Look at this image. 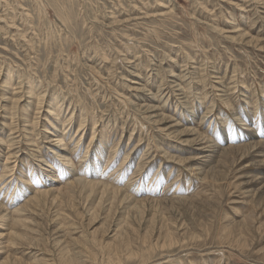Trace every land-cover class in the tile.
I'll return each mask as SVG.
<instances>
[{"label": "rangeland", "instance_id": "374dc122", "mask_svg": "<svg viewBox=\"0 0 264 264\" xmlns=\"http://www.w3.org/2000/svg\"><path fill=\"white\" fill-rule=\"evenodd\" d=\"M0 166V264H264V0H0Z\"/></svg>", "mask_w": 264, "mask_h": 264}, {"label": "bare ground", "instance_id": "6f19581e", "mask_svg": "<svg viewBox=\"0 0 264 264\" xmlns=\"http://www.w3.org/2000/svg\"><path fill=\"white\" fill-rule=\"evenodd\" d=\"M5 83H11V82H9V80L7 81V82H5ZM14 84V83H13ZM10 85V84H9ZM11 86V85H10ZM25 86V85H24ZM31 86V85H30ZM29 86V87H30ZM33 86V85H32ZM17 89V88H16ZM22 89V88H21ZM26 89H28L27 91H28V94L29 93H31V94H35L33 91V89L30 87V88H26ZM22 91V90H21ZM42 94V93H41ZM16 95V94H15ZM38 95H39V93H38ZM7 97V96H6ZM31 97V96H30ZM40 98H39V102H43V97H41V96H39ZM52 97V96H51ZM36 98V97H35ZM54 98V97H53ZM8 99V98H7ZM9 99H10V96H9ZM13 99V98H12ZM14 99H16V98H14ZM37 99V98H36ZM51 99V98H50ZM57 99V98H56ZM31 100V99H30ZM15 101V100H14ZM51 101V100H50ZM28 104V103H27ZM10 105H11V102H10ZM30 105V104H29ZM29 105H27V106H29ZM26 106V107H27ZM13 111V110H12ZM23 111H26V110H23ZM24 113V112H23ZM17 114H16V110L15 111H13L12 112V116L13 117H17L16 116ZM24 116H25V118H26V120H24V122H27V123H29L30 124V126L32 125V127L34 126L33 124H35V127H36V125H37V122L35 121V122H33V121H31V116L30 115H28L26 112L24 113ZM54 116L56 117V120L55 121H57V118L59 117V113H54ZM32 119H34V118H32ZM71 120H72V118H71ZM53 126H54V129H55V127L58 125L57 124V122H52L51 123ZM83 126V125H82ZM52 127V126H51ZM49 129V128H48ZM56 130V129H55ZM54 131V130H53ZM27 132H28V137H29V139H30V142H31V130H29V128H28V130H27ZM32 133H33V135H34V138H35V132H34V130H32ZM52 133V131L51 130H48V133H46V135H48V136H51V135H49V134H51ZM56 134V133H55ZM26 135V134H25ZM45 135V137H47ZM52 136H54V134L52 135ZM51 136V137H52ZM66 136H67V134L65 133H58L57 135H56V142H57V144L60 146L59 148H61L60 150H57V149H51V152L53 153H55V152H57V154L59 155V156H62V154L63 153H66V152H64L65 150H66V148H68L67 147V143L65 142L66 141ZM27 137V138H28ZM68 137H70L69 139L70 140H68V141H71V139L73 138L72 136H68ZM67 137V138H68ZM95 137V136H94ZM25 138H26V136H25ZM49 138V137H48ZM47 138V139H48ZM44 139V138H43ZM46 139V138H45ZM37 140V139H36ZM2 141V143L4 144V140L2 139L1 140ZM18 141V140H17ZM52 141H54L53 139H49V140H47L46 142H48V143H52ZM92 141V140H91ZM91 141H90V144H91ZM9 145L7 146V148L10 150V151H7L9 154H8V156L10 157L11 155L10 154H15V153H17V151L14 149V146L16 145V144H19L18 142H16L13 138H11L10 140H9ZM37 142H41V141H39V140H37ZM66 143V144H65ZM43 144V143H42ZM5 145V144H4ZM34 146H37V144L36 145H34ZM57 146V145H56ZM10 147V148H9ZM22 147V146H21ZM6 148V147H5ZM19 148V147H18ZM52 148V147H51ZM88 148H90V145L87 147V150H86V153L88 154ZM38 149V148H37ZM18 154V153H17ZM95 154H97L96 152H95ZM1 155H2V152H1ZM6 157V156H5ZM9 157L7 158V160L9 159ZM13 157V156H12ZM36 158V157H35ZM41 158V157H40ZM59 158V157H58ZM12 159V158H11ZM68 159V158H67ZM44 160V159H43ZM41 161V160H40ZM45 162V161H44ZM69 162V161H68ZM16 163V162H15ZM47 163V162H46ZM101 163V162H100ZM17 164V163H16ZM16 164L14 165V166H16ZM49 164H50V162H49ZM69 164H71L70 162H69ZM3 165V164H2ZM19 165V164H18ZM21 165V164H20ZM1 167V166H0ZM7 167V166H6ZM18 167V166H17ZM8 168V167H7ZM70 168V167H69ZM17 169V168H16ZM34 169V168H33ZM14 169L13 168H10V170L9 171H13ZM33 171V170H32ZM97 172V171H96ZM9 173V172H8ZM24 173V172H23ZM29 173V172H28ZM32 174V173H31ZM34 174V173H33ZM27 176V175H26ZM25 176V177H26ZM28 177V176H27ZM5 177L4 176H2V178L0 179V181H2L3 179H4ZM27 181V180H26ZM4 182V181H3ZM10 182V181H9ZM100 183H102V186L104 187V189L103 190H107V187H108V185H106V183H104L102 180H100V181H96V180H93V179H87V178H85V177H78V178H75L74 179V181L73 182H71V181H69L68 182V188L69 187H71V188H73L74 187V184H76L77 186H81L82 188H86V187H90L92 190L93 189H95L96 188V185L98 186ZM1 185H2V183H1ZM0 185V186H1ZM4 185H6L7 186V183L6 184H4ZM124 186V185H123ZM9 186H7L6 188H8ZM57 187V186H56ZM62 187V186H61ZM61 187H59V189L61 188ZM76 187V186H75ZM2 188V186L0 187V189ZM52 189H54V187L52 188ZM59 189H57V191L59 190ZM62 189V191H63V188H61ZM60 189V190H61ZM60 190H59V192H60ZM1 191H2V189H1ZM5 191H6V189H5ZM8 191V190H7ZM51 190H46V189H44L43 191H41V194L42 195H44V194H48L49 195V192H50ZM55 191V190H54ZM119 190L118 189H114V192H115V194H116V192H118ZM104 192V191H103ZM113 192V193H114ZM59 194V193H58ZM103 194V193H102ZM119 194H120V192H119ZM117 195V194H116ZM1 196V195H0ZM3 198V197H2ZM114 198H116V197H114ZM4 199V198H3ZM14 199V198H13ZM127 199V198H126ZM129 199V198H128ZM5 200V199H4ZM110 200H112L111 198H110ZM0 202H1V200H0ZM28 201H26L25 203H27ZM5 206V204H2L1 205V203H0V213L1 212H3L4 210H9V208H10V206H9V208H5L4 206ZM11 205V204H10ZM27 206V205H26ZM25 205L23 206V207H15L12 211H11V213L13 214V216H15L16 217V215L18 216L19 214H18V212H22L23 210H24V208L26 207ZM11 214V215H12ZM14 217V218H15ZM16 220V222L18 223L19 221H22V223H24V221L21 219L20 220V218H19V216H18V218L17 219H15ZM1 234V233H0ZM171 234V233H170ZM9 236V235H8ZM169 238L171 239L172 237L171 236H169ZM129 239H127L126 240V242L128 241ZM143 240H145V239H143ZM172 241V240H171ZM123 242V241H122ZM147 242V241H146ZM145 242V243H146ZM129 243V242H128ZM118 244V243H117ZM121 245V244H120ZM123 246V245H122ZM111 247V246H110ZM124 247V246H123ZM129 246H127V248H128ZM119 248V247H118ZM111 249V248H110ZM116 249V248H115ZM124 249V248H123ZM125 250V249H124ZM127 250V249H126ZM137 250H139V248L137 249ZM132 250H130V252H131ZM136 251V250H135ZM109 253V252H108ZM114 253V252H113ZM105 254V253H104ZM117 254V253H116ZM131 254H133L134 255V253H131ZM136 254H138V253H135V255ZM151 254V253H150ZM150 254H148V255H150ZM105 255H107V251H106V254ZM110 254H108V256H109ZM114 255V254H113ZM122 255H125V254H122ZM140 256V255H139ZM151 256V255H150ZM111 257V256H110ZM113 257V256H112ZM116 258L118 257V256H115ZM120 257V256H119ZM125 257V256H124ZM107 258V257H106ZM109 258V257H108ZM107 258V259H108ZM128 258V257H127ZM129 258H130V256H129ZM119 259V258H118ZM152 259V257H148L147 259H144V261H141L140 262V264H150V263H148V262H150V260ZM109 260H111L110 261V263H108V264H121L120 262H116L115 263V259L114 258H110ZM122 260V259H121ZM124 260H125V258H124ZM155 260V259H154ZM153 260V261H154ZM117 261V260H116ZM97 262V261H96ZM106 262H108V260L107 261H104V264L106 263ZM122 263H123V261H122ZM151 264H152V260H151Z\"/></svg>", "mask_w": 264, "mask_h": 264}]
</instances>
